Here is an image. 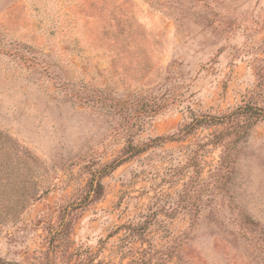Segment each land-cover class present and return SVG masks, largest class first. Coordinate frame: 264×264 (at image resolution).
Masks as SVG:
<instances>
[{"label": "rangeland", "instance_id": "374dc122", "mask_svg": "<svg viewBox=\"0 0 264 264\" xmlns=\"http://www.w3.org/2000/svg\"><path fill=\"white\" fill-rule=\"evenodd\" d=\"M251 98L264 0H0V264H264V121L190 126ZM153 99L167 106L141 122ZM129 119L145 151L80 199Z\"/></svg>", "mask_w": 264, "mask_h": 264}, {"label": "trees", "instance_id": "16d2710c", "mask_svg": "<svg viewBox=\"0 0 264 264\" xmlns=\"http://www.w3.org/2000/svg\"><path fill=\"white\" fill-rule=\"evenodd\" d=\"M23 61L30 66L38 65L43 66L49 70L50 65L46 64L44 61L39 60L36 55H23ZM83 99V97L81 98ZM154 101H143L140 107V115L138 118L141 122L145 121L147 118H152L158 115L166 106L167 100L165 103H160L157 99H153ZM142 111V112H141ZM133 119H129L127 125L125 126V130L131 133L130 139L128 140L127 149L120 152V155L117 156L112 162L103 165L98 169H94V167H89L88 174L91 176L86 188L83 190L84 194L81 193L80 199L91 197L92 202L100 201L105 193V187L102 183L103 177L114 172L117 168H119L124 163L128 162L130 159L135 156L142 154L144 149H137L133 145V136L135 134V127L137 122ZM264 121V99L260 100L259 98H251L247 103L241 105L236 110H234L230 115H224L221 117L216 116H203L201 118H194L191 127L192 130H196L199 128H213V127H223V129L231 130L232 132L229 135H233L234 137H240L244 134L249 133L258 123ZM187 127L189 130L191 127ZM190 134L189 131L185 133V135ZM221 135L220 133L217 136ZM171 136L170 138H173ZM223 139H219L212 143L215 147L222 146ZM188 186L185 187V190ZM31 199H34L32 196ZM94 204V203H93ZM157 213L153 215H149L144 221L136 225H128L124 226V229L128 232L127 238L129 239H138L145 235L150 224L152 223L153 218ZM65 233V227L61 230L59 234ZM129 264H154V261L147 257L146 254L138 260H133ZM160 264V263H157Z\"/></svg>", "mask_w": 264, "mask_h": 264}]
</instances>
